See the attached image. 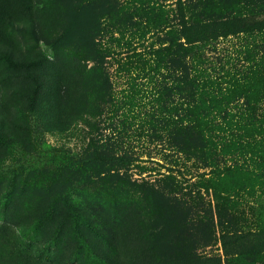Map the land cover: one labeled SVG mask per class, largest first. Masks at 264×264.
Listing matches in <instances>:
<instances>
[{
    "label": "rangeland",
    "instance_id": "rangeland-1",
    "mask_svg": "<svg viewBox=\"0 0 264 264\" xmlns=\"http://www.w3.org/2000/svg\"><path fill=\"white\" fill-rule=\"evenodd\" d=\"M178 1L220 35L186 59L195 102L222 107L204 159L173 135L189 120L187 73L158 87L151 63L179 36ZM257 21L264 0H0V264H234L250 249L243 264H264V81H251L264 39L247 29ZM97 154L131 160L97 165ZM214 176L234 189L233 210L202 184Z\"/></svg>",
    "mask_w": 264,
    "mask_h": 264
},
{
    "label": "trees",
    "instance_id": "trees-1",
    "mask_svg": "<svg viewBox=\"0 0 264 264\" xmlns=\"http://www.w3.org/2000/svg\"><path fill=\"white\" fill-rule=\"evenodd\" d=\"M179 2V36H173L168 45L161 47L156 50V57L151 62L156 65V85L158 87L162 86V81L159 80L160 77H165L166 74L172 73L177 74L176 76L181 77L185 73H187L184 78L186 79V84L189 85L191 90L192 101L187 107V113L185 116H189V120L185 122V118L182 119L181 123L176 126L174 131L175 143L177 147L182 152H187L189 154H193L194 156L204 159L211 157L214 155V134L217 130L213 128L215 123L211 120V116L216 110H222V107L217 104L212 99H201V94L199 95L200 99L197 97V102H195L197 93L199 92L198 86L200 83L198 82L195 76L189 78L190 76V67L187 58L191 59H200L205 54V48L207 44L214 41L218 36V33H214L211 24H191L188 22L185 10L183 7L182 1ZM248 31L251 33L260 32L263 34L264 39V21H257L250 25ZM100 66L93 67L90 71L93 72V78L97 81L96 88H100ZM253 76L251 77L252 85L256 86L259 82L264 81V67H262L261 62L258 63L257 67L254 68ZM189 74V75H188ZM35 87L32 91V104L35 105L37 102V98L39 95V91L41 89V81L38 77L34 79ZM168 88V85H165L163 89ZM190 91V90H189ZM249 92V91H248ZM261 90L255 88L254 91L248 93L246 98L248 99V112L246 115L248 116V120L250 123L255 124L254 121L259 109L258 105L255 103H251V99L254 97L260 96ZM247 93V91H245ZM254 119V120H253ZM216 148V147H215ZM96 158V164H100L107 160L117 162L119 164H128L131 160L125 154L119 156H106L103 154L93 155L91 159ZM223 178L212 177L210 179H205L202 184L206 187L208 193L213 198H222L224 199V206L227 209L233 210L234 205H229L226 203L225 198L229 197L228 191H234L233 188L224 187ZM230 191V192H231ZM227 193V194H226ZM230 198V197H229ZM256 252L254 249H250L245 254H240L232 260L234 264H243L246 262L247 258H253L256 256Z\"/></svg>",
    "mask_w": 264,
    "mask_h": 264
}]
</instances>
